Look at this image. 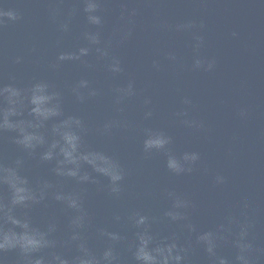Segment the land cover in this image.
Returning <instances> with one entry per match:
<instances>
[{
    "label": "water",
    "instance_id": "95a60500",
    "mask_svg": "<svg viewBox=\"0 0 264 264\" xmlns=\"http://www.w3.org/2000/svg\"><path fill=\"white\" fill-rule=\"evenodd\" d=\"M6 7H15L22 15L21 21L0 30V80L26 84L33 78H46L61 88L87 76L103 95L80 105L67 95L66 110L83 115L93 127L105 120L117 117L127 122L126 127L114 131L109 139L90 136V142L110 154H115L126 168L125 192L121 199L110 197L96 186H88L86 206L92 214L91 245L100 251L104 244L94 238L95 226H107L110 230L125 232L131 239L134 230L115 225L113 212L126 214L141 210L159 216L168 207L165 189H176L186 194L195 204L193 220L201 229L219 222L224 215H239L246 211L254 221L252 237L256 247L264 248V0H103L105 40L132 27L133 34L123 44L113 39V52L118 55L125 72L112 77L103 63L94 71L86 72L77 64L65 62L58 70L49 69L58 51L73 49L82 41L81 32L86 27L80 0H3ZM59 8L58 20L65 19L76 8L71 32L61 36L57 24L50 19L53 8ZM136 10L133 25L127 23L128 13ZM125 19H121V15ZM193 20L204 28L200 32L205 45L200 54L215 58L216 67L211 72L193 71L192 37L188 32L175 31V25ZM235 32L237 35L232 36ZM57 40L61 45L57 47ZM174 52L177 61H169L167 53ZM23 57L20 64L14 63ZM159 61L160 69L152 67ZM134 79L138 95L124 104V112L117 113L112 103L111 90ZM190 97V116L204 122L200 130L182 126L175 113L186 106L184 97ZM151 97L152 104H143ZM151 109L153 116L145 120L144 112ZM247 115L241 117L240 110ZM162 129L174 139L176 152L199 151L201 161L190 175L176 176L165 167V157L153 153L145 158L142 154L143 128ZM0 138V154L7 162L19 152L9 139ZM51 165L28 161V174L33 177L51 176ZM206 169V171H205ZM227 178L224 185L216 186L217 174ZM102 184L107 180L99 178ZM72 187V182H67ZM247 202L249 207L243 209ZM46 215H55L63 229L67 214L61 205L50 202L47 209H36L33 217L41 221ZM244 217L242 216L241 219ZM156 230L177 231L175 225L160 224ZM62 234V233H61ZM223 253L231 255L225 247ZM122 256L129 260L126 247ZM72 254V253H69ZM4 264H17L14 251L3 254ZM193 264H208L202 249L192 254ZM259 264H264L260 256Z\"/></svg>",
    "mask_w": 264,
    "mask_h": 264
},
{
    "label": "clouds",
    "instance_id": "9594fccd",
    "mask_svg": "<svg viewBox=\"0 0 264 264\" xmlns=\"http://www.w3.org/2000/svg\"><path fill=\"white\" fill-rule=\"evenodd\" d=\"M80 2L86 21L80 35L82 43L73 49L58 51L49 69L55 71L65 62H71L91 72L97 64L103 63L108 74L120 76L125 68L122 59L113 52V39L123 44L131 38L132 27L121 31L118 38L114 32L113 37L105 40L103 0ZM58 3L62 4L63 0ZM77 11L73 8L65 19L58 20L59 8L52 9L50 19L57 24L61 36L71 32ZM135 15V9L128 13L129 25H133ZM21 19L17 8L6 7L0 0V30ZM121 19H125L123 14ZM203 28V22L197 25L193 20L175 25V31L191 34L192 70L211 72L216 67L215 58L200 54L205 45V38L200 34ZM236 35L232 33L233 37ZM60 45L61 40H57V47ZM166 58L177 61L174 52L167 53ZM22 61L23 57L17 56L14 63ZM152 67L159 70V61L154 60ZM111 94L115 111L123 113L125 102L138 95L135 80L130 78L114 87ZM67 95L84 105L103 93L87 76H81L66 88L46 78H33L23 85L17 84L15 77H10L7 83L0 80V138L10 134L9 139L19 152L10 162L0 154V264H4L3 254L11 251L18 254L17 264H129L122 256V247L130 254V264H193L192 254L197 247L205 253L208 264H259L264 248L254 245L252 230L255 225L246 211L239 215L230 212L211 227L201 229L193 220L194 202L174 188L164 190L169 204L159 216L141 210L126 214L113 212V224L134 230L131 239L125 232L95 226L94 238L104 244L96 251L90 242L93 217L86 206L88 186L94 185L97 191H105L119 200L125 192L128 172L115 154L94 146L89 137L109 140L114 131L126 127L127 122L113 117L93 127L83 115L66 110ZM143 104L146 108L151 105V97H145ZM182 104L186 107L174 114L179 123L189 129H203L204 122L191 117L188 111L192 99L186 96ZM143 115L148 120L153 111L149 109ZM239 115L245 117L247 113L241 109ZM142 131L145 158L153 153L162 154L166 169L176 176L190 175L197 169L201 161L199 151L178 153L172 147L173 137L166 131L151 127ZM30 160L51 165L49 172L54 179L29 175ZM100 177L107 183L102 184ZM69 181L72 187L66 186ZM226 182L227 178L220 173L213 178L216 186ZM50 202L61 205V211L67 214L63 229L55 215H46L41 221L33 217L34 210L47 209ZM242 207L247 210L249 205L245 202ZM160 224L175 225L178 230L165 234L154 227ZM225 247L232 250L231 255L223 253Z\"/></svg>",
    "mask_w": 264,
    "mask_h": 264
}]
</instances>
